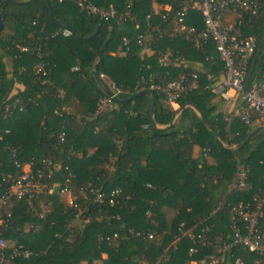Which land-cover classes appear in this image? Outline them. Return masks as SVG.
<instances>
[{
	"label": "trees",
	"instance_id": "16d2710c",
	"mask_svg": "<svg viewBox=\"0 0 264 264\" xmlns=\"http://www.w3.org/2000/svg\"><path fill=\"white\" fill-rule=\"evenodd\" d=\"M5 1L0 0V192L11 184L5 176L20 174L27 164L44 176L47 165L49 178L40 184L52 189L1 207L2 238L29 252L10 264H199L230 242L232 208L254 206L256 195L257 228H264V121L253 111L247 124L236 113L225 121L213 103L221 95L210 87L222 74L213 42L196 49L174 32L173 15L184 5L185 27L202 29L200 14L190 8L195 0H88L128 12L120 21L85 16L70 0H45L52 17L44 0ZM255 3L253 14L241 13L239 27L254 43L244 89L264 83V0ZM227 14L236 22L227 10L213 17L225 24ZM140 34H146L142 45L136 44ZM165 51L181 63L161 66L158 56ZM39 64L44 75L36 72ZM93 68L107 88L113 84L120 91L104 106L100 101L107 95ZM179 71L196 74L198 88L174 103L182 108L178 113L153 92L151 110L149 85ZM240 171L248 187L237 191ZM63 188L71 203L59 194ZM114 190L120 192L111 195ZM203 228L209 244L190 253L187 234L201 235ZM237 259L261 264L238 246L230 247L222 264Z\"/></svg>",
	"mask_w": 264,
	"mask_h": 264
},
{
	"label": "built area",
	"instance_id": "2783aa9c",
	"mask_svg": "<svg viewBox=\"0 0 264 264\" xmlns=\"http://www.w3.org/2000/svg\"><path fill=\"white\" fill-rule=\"evenodd\" d=\"M63 1L65 0H57L58 3ZM70 1L74 3L78 12L85 16H97L104 21L108 19L120 21L124 17L129 18L128 12L118 14L111 6L106 8L96 7L88 0ZM255 2L256 0H195L190 8L200 14L203 23L202 29L198 32L184 25V19L189 9L187 5L180 7L173 15V21L176 25L174 32L182 35L194 48L199 49L202 44L209 41L213 42L217 59L222 64V74L221 78L210 87V91L215 95H224L228 91H232L238 97L240 103L236 116L243 124L249 122L251 111L260 115L264 121V83H254L249 88L244 89L246 60L253 52L254 43L251 38L243 37L239 31L241 13L247 11L253 14L256 9ZM225 10L234 16L236 22L221 24L219 20L213 17L214 13ZM147 19L148 17H146ZM162 21H164V18ZM145 39L146 34L138 35L136 37V44L142 45ZM123 43L126 46L128 42L125 40ZM127 50L128 47L126 46L125 51ZM21 51H26V48H21ZM158 61L163 67H177L181 63V59L173 56L170 51L159 54ZM36 72L41 75L45 74L40 64ZM198 86L196 74L179 71L167 81L150 84L148 90L160 93L168 103L174 104L196 90ZM107 89L111 94L100 101V106L108 104L111 99L120 93L119 90L114 89L113 84H110V88ZM80 118H84V116L81 115ZM224 120L227 121V119ZM61 137L62 134L60 135ZM45 171L48 173L46 176L39 171L33 174L30 170V165L27 164L21 167L20 174L6 175L5 181H10L11 184L3 192H0V209L12 199H21L23 197L30 199L41 192L50 194L52 189L46 184H40L42 178H49L50 171L47 165L45 166ZM246 181L245 171L238 172L234 181V188L237 191L246 189L248 187ZM86 188H90L89 184ZM119 192V190H114L111 195H117ZM59 194L67 196L68 203H71L72 197L66 188L59 190ZM261 194L264 197V191ZM100 199L101 195H96V200L100 201ZM253 201L256 204L252 207L247 203H239L232 208L230 242L228 244L221 243L215 253L204 256L198 262L199 264H222L224 254L232 246L242 247L251 253H255L260 258L261 264H264V228L261 230L257 228V219L260 215L259 195L254 196ZM234 217L238 219L236 220ZM1 222L2 219H0V225ZM240 222L242 225L237 226ZM206 231L207 228H203L201 235L187 234V237L193 244V247L189 250L190 253H194L199 247L209 244L203 234ZM150 237L148 235V238ZM215 240L220 241V238L216 237ZM6 250L10 252L8 255ZM28 255L29 252L21 249V247H15L13 244L6 242L0 232V264H10L11 258L15 256L26 258ZM234 264H241V262L237 259Z\"/></svg>",
	"mask_w": 264,
	"mask_h": 264
},
{
	"label": "crops",
	"instance_id": "0c3cea01",
	"mask_svg": "<svg viewBox=\"0 0 264 264\" xmlns=\"http://www.w3.org/2000/svg\"><path fill=\"white\" fill-rule=\"evenodd\" d=\"M153 8L155 11L158 10V7L156 6H153ZM231 21H232V16L230 14H227L222 18V22L225 24H230ZM184 66L186 67L187 63H185ZM219 78H221V76ZM213 103L218 104L224 119H227L228 116H230L232 113H236V111L240 107L238 97L232 91H228L227 93L221 96H216ZM170 105L173 109H177L176 104H170ZM179 111L180 110L177 109V113ZM63 198H65V200L68 202L66 196H64Z\"/></svg>",
	"mask_w": 264,
	"mask_h": 264
},
{
	"label": "water",
	"instance_id": "95a60500",
	"mask_svg": "<svg viewBox=\"0 0 264 264\" xmlns=\"http://www.w3.org/2000/svg\"><path fill=\"white\" fill-rule=\"evenodd\" d=\"M16 1H22V0H7V1H5V3H7V2H16ZM45 1V0H44ZM45 4H46V6H47V8H48V10H49V14H50V16H51V12H50V6H49V4L45 1ZM52 17V16H51ZM1 18H0V26H1ZM105 46V43H104V45L102 46V48ZM93 75H94V78H95V80H96V82L98 83V85L101 87V89L104 91V93L107 95V96H109L111 93H110V91L107 89V87H106V85L100 80V78L97 76V74L95 73V69L93 68ZM148 93L150 94V96H151V99H152V101H151V110L153 109V98H154V94H153V92H150V91H148ZM133 97L134 96H130V97H128L127 99H125L126 101H130V100H132L133 99ZM182 109V108H181ZM181 109H179V110H181Z\"/></svg>",
	"mask_w": 264,
	"mask_h": 264
},
{
	"label": "rangeland",
	"instance_id": "374dc122",
	"mask_svg": "<svg viewBox=\"0 0 264 264\" xmlns=\"http://www.w3.org/2000/svg\"><path fill=\"white\" fill-rule=\"evenodd\" d=\"M67 197V196H66ZM65 199V198H64ZM68 199V198H67ZM66 201V200H64ZM102 258H104V256H102ZM94 264H101L99 261H96Z\"/></svg>",
	"mask_w": 264,
	"mask_h": 264
}]
</instances>
